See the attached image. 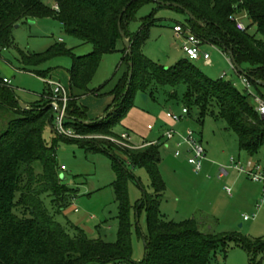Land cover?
<instances>
[{"label":"trees","instance_id":"1","mask_svg":"<svg viewBox=\"0 0 264 264\" xmlns=\"http://www.w3.org/2000/svg\"><path fill=\"white\" fill-rule=\"evenodd\" d=\"M0 0V49L15 48L24 65H39L52 58L74 57L69 100L64 125L82 136H97L95 140L68 138L58 134L52 145L43 137L47 122L56 120L57 112L49 106V90L44 98L22 109L14 89L0 78V264H211L217 251L227 253L230 243L242 246L249 255L264 252V239H250L237 232L207 233L201 220L191 217L180 222L168 221L160 213L166 183L160 171L162 144H150L130 149L107 137L120 138L117 126L126 111L134 106L137 93L154 95L157 86H187L184 103L197 106L201 114L210 112L223 120L238 139L239 148L251 156L264 148V122L256 111L251 96L239 91L233 83L220 77L203 74L195 61L180 59L165 68L144 54L150 28L155 24L152 12L137 33L129 27L137 12L147 3L182 5L187 15V28L204 44H211L223 53L234 55L252 85L264 98V0ZM55 6H58L56 10ZM186 10L196 18L191 19ZM245 13L246 30L237 26L236 17ZM55 17L66 32L78 36L92 51L78 56L74 49L56 43L44 52L26 53L15 45L16 25L30 20ZM243 19V20H244ZM255 31H251L252 27ZM129 38L132 54L125 53L126 70L112 90L113 104L103 120L87 119L86 108L78 103L87 93L99 94L90 84L104 55L119 51L122 38ZM132 70V76L130 72ZM239 71V70H238ZM242 73L241 71H239ZM176 95V93H174ZM218 109L216 114L215 109ZM70 140V141H69ZM60 141L74 142L90 153L110 156L116 179L112 186L118 203V233L115 242L91 238L78 225L59 222L70 206L74 189L61 176L57 159ZM145 168L153 194L145 191L138 202V214L147 213L148 234L145 236L146 255L140 262L133 260L132 204L128 182L135 180L130 168ZM66 168V167H65ZM136 181H139L136 179ZM50 199V208L46 200ZM254 264H259L252 258Z\"/></svg>","mask_w":264,"mask_h":264},{"label":"rangeland","instance_id":"2","mask_svg":"<svg viewBox=\"0 0 264 264\" xmlns=\"http://www.w3.org/2000/svg\"><path fill=\"white\" fill-rule=\"evenodd\" d=\"M43 1L53 6L52 0ZM152 12H155L156 21L150 28L144 54L160 66L173 67L180 59L186 57L182 51L183 40L176 35L174 26L181 24L187 28V15L182 11L149 2L137 12L135 21L129 27L131 34L140 30ZM243 15L245 13L238 16ZM243 22L249 24L248 19H244ZM255 30V26L251 28V31ZM13 37L15 45L26 53L44 52L56 43H63L67 48L74 49L78 56L92 51L91 44H83L78 36L67 33L62 23L55 17L27 21L19 28H14ZM123 48L124 45L120 42L119 51L104 55L90 84L93 90L102 88L101 92L87 93L78 100V103L86 108L87 119L90 121L104 117L107 109L113 104L115 97L112 90L126 70ZM203 49L211 55V62L207 64L203 60H198L195 64L204 75L212 79L224 76V79L233 83L239 91L249 90L255 95L259 94L253 85L247 89L237 68L220 49L210 44H204ZM0 55L1 77L11 79L15 95L22 101L33 105L38 103L52 88V82H60L70 88L74 61L72 55L55 57L35 66L24 65L15 48L0 49ZM240 68H246V65L243 64ZM186 91L187 86L181 84L177 87L158 85L154 95L145 94L147 99L143 97V93H137L134 106L126 111L117 126L118 131L128 132L131 143L136 147L153 142L163 143L160 171L166 183V191L159 209L162 217L176 222L197 217L201 220L202 230L207 233L237 232L250 239H264V203L260 204L261 185L247 174L233 168L230 163L232 157L236 160L240 158L246 167L247 160L252 158L264 165V148L254 156L241 150L236 134L223 120L216 119L210 112L201 114L195 105L189 108V113L182 121L176 122L169 118L167 113L170 110L180 115L187 106L184 103ZM261 92L264 94V87L261 88ZM46 98L50 103L55 100L52 92ZM215 111L217 114L218 109ZM4 112L0 111V116L9 118L10 114L6 115ZM2 122L5 123L0 119V123ZM55 125L56 120L52 125L47 122L43 130V137L50 145L56 137L53 128ZM172 129L180 135L166 141L165 134ZM189 130L193 131L196 137L203 139L208 152L206 163L200 171H196L188 163L183 138ZM95 138L97 136L75 139ZM178 142L182 143L179 148L184 152L180 158L174 155ZM165 144L169 145L168 149ZM57 159L60 166L66 167L61 171V176L65 177V183L75 191L70 206L63 215L56 216L57 220L62 223L70 221L82 227L91 238L115 242L119 227V210L112 186L116 174L110 156L87 152L84 147L74 142L60 141ZM222 168L228 173L219 178ZM130 170L139 180L128 182V192L132 204L133 260L140 262L146 255L147 213L142 209L138 214L136 206L144 197L145 191L153 194L154 190L145 168L131 167ZM226 187L232 189V195L227 193ZM46 205L50 208V199L46 200ZM75 208L78 211H75ZM245 217L249 219L245 220ZM252 258L259 264H264V252L249 255L242 246L230 243L227 253L219 249L211 264H254Z\"/></svg>","mask_w":264,"mask_h":264},{"label":"built area","instance_id":"3","mask_svg":"<svg viewBox=\"0 0 264 264\" xmlns=\"http://www.w3.org/2000/svg\"><path fill=\"white\" fill-rule=\"evenodd\" d=\"M55 8L56 10H58V6H55ZM246 16L247 15H243L242 17L237 16L235 18L237 22V26L241 30H246V24L243 22V19L246 18ZM186 29L187 28H185V26L181 24H176L174 26V31L176 35L178 36V38L183 40L182 51L185 54V56L188 57L192 61L203 60L207 64L210 63L211 55L203 49L204 43L201 40V38H199L196 34H194L190 29H187V30ZM225 55L232 62L230 55L228 54H225ZM240 74L247 85V89H249L250 86L252 85L249 77L245 75L244 73H240ZM0 78H2V81L4 84L8 86L11 84V80L8 78L1 77V74H0ZM222 78H224V76H222ZM51 86H52V93L55 98V100H53L52 102L53 107L55 109L60 108L62 110V112L57 113V116H56V125H55L56 132L68 138L84 137L82 135L77 134L71 128L65 127L64 125V119L66 116L65 115L66 108H67L69 96H70L67 88L60 82H56V83L52 82ZM246 92L251 96L255 109L259 113L262 121L264 122V98L259 94L255 95L252 92H249V90H247ZM58 102H61V103L59 104ZM188 113H189L188 108L184 107L180 115H176L170 110L167 113V116L171 118L172 120L179 122V121H182ZM149 128H151V126H149ZM178 135L180 134H178L174 129L169 130L165 134L166 141L172 140L176 138ZM107 138L122 147L130 148V149L139 148V147L134 146L131 143V137L128 134V132L121 133L120 138H117V137H107ZM183 142L186 145L185 151L188 156V163L192 165L196 171L202 170L203 165L207 159V149L202 139L196 137L195 133L189 130L188 134L183 138ZM158 143L160 142L148 143V144L143 145L142 147L150 145V144H158ZM181 144H182L181 142H178L176 144L177 148L174 151L175 157H180L184 154V152H182L181 149L179 148ZM230 163L232 164L233 168H235L236 170L242 173L247 174L248 177L251 178L253 181L260 183L261 185L260 204H263L264 203V165L260 162L254 161L252 158H249L247 160L246 167L243 166L242 160L240 158L236 160L235 158L232 157L230 159ZM62 169H66V168L62 166ZM227 173H228L227 170L225 168H222L221 172L219 173V178H223L225 175H227ZM225 189L229 195H232V189L230 187H226ZM75 211H78V209L75 208ZM244 219L248 220L249 218L245 217Z\"/></svg>","mask_w":264,"mask_h":264},{"label":"water","instance_id":"4","mask_svg":"<svg viewBox=\"0 0 264 264\" xmlns=\"http://www.w3.org/2000/svg\"><path fill=\"white\" fill-rule=\"evenodd\" d=\"M161 3H162L163 5L168 6V7H176V8H180V9L185 10V8H184L182 5L177 4V3H164V2H161ZM186 13L188 14V16H189L191 19L196 20L195 16H194L190 11L186 10ZM31 23H32V22H31ZM19 26H20V25L18 24V25L15 26V28H19ZM122 41H123V44H124L125 48L127 49V52L131 55V54H132V45H131V43H130V39H129V38H125V37H123V38H122ZM230 57H231V60H232L233 64H234L235 67L237 68V70H239V71H241L242 73H244L245 75H247L245 72H243V70H242V69L240 68V66L237 64V61H236L234 55L231 54ZM130 76H132V70H131V72H130ZM143 97H144L145 99H147V96H146L145 94L143 95ZM18 102H19L20 107H21L22 109H30L25 103H23V102H21V101H18ZM49 106H52V107H53V104L50 103ZM56 112H57V113H61L62 110H61L60 108H58V109H56ZM104 117H105V116H104ZM104 117H101L100 120H103ZM62 178L65 179L64 176H62Z\"/></svg>","mask_w":264,"mask_h":264},{"label":"crops","instance_id":"5","mask_svg":"<svg viewBox=\"0 0 264 264\" xmlns=\"http://www.w3.org/2000/svg\"><path fill=\"white\" fill-rule=\"evenodd\" d=\"M31 21H33V20H31ZM31 24H33V23H31ZM22 24H20V26H21ZM19 26V27H20ZM60 41H62V39H60ZM121 43H123V41L121 42ZM124 45V44H123ZM211 45V44H210ZM212 46H214V45H212ZM205 50V49H204ZM205 51H207V50H205ZM208 52V51H207ZM0 57H1V55H0ZM6 62H8V63H10L9 61H7L6 60ZM11 64V63H10ZM4 78V77H3ZM11 80V79H10ZM11 84H12V81H11ZM11 84L9 85L10 87H12L11 86ZM65 86V85H64ZM66 87V86H65ZM67 88V87H66ZM50 90H52V88L50 89ZM44 98V96H42V99ZM18 99V101H21V102H23V103H25L29 108L31 107V106H33V104H31L30 102H26V101H22L21 99H19V98H17ZM41 99V100H42ZM40 100V101H41ZM39 101V102H40ZM202 139V138H201ZM202 141H203V139H202ZM165 147H166V149H168L169 148V145L168 144H165ZM180 157H182V156H180ZM180 157H178V158H180ZM207 158H208V152H207ZM207 160V159H206ZM206 163V162H205Z\"/></svg>","mask_w":264,"mask_h":264}]
</instances>
